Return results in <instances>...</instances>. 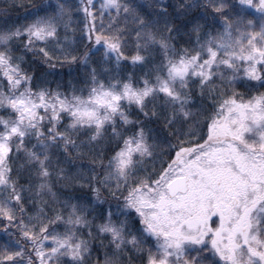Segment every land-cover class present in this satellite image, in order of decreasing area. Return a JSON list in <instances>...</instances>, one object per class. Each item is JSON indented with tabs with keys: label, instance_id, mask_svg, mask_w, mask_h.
I'll return each mask as SVG.
<instances>
[{
	"label": "snow or ice",
	"instance_id": "1",
	"mask_svg": "<svg viewBox=\"0 0 264 264\" xmlns=\"http://www.w3.org/2000/svg\"><path fill=\"white\" fill-rule=\"evenodd\" d=\"M0 264H264V0L0 9Z\"/></svg>",
	"mask_w": 264,
	"mask_h": 264
},
{
	"label": "trees",
	"instance_id": "2",
	"mask_svg": "<svg viewBox=\"0 0 264 264\" xmlns=\"http://www.w3.org/2000/svg\"><path fill=\"white\" fill-rule=\"evenodd\" d=\"M12 0H0V9L6 8L7 5L11 4ZM12 14V18L15 19L16 17H23L24 10L20 8L9 9Z\"/></svg>",
	"mask_w": 264,
	"mask_h": 264
}]
</instances>
